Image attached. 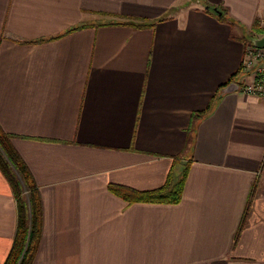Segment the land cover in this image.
<instances>
[{"label": "crops", "instance_id": "crops-1", "mask_svg": "<svg viewBox=\"0 0 264 264\" xmlns=\"http://www.w3.org/2000/svg\"><path fill=\"white\" fill-rule=\"evenodd\" d=\"M263 28L264 0H0V128L42 203L32 264H264V98L221 93ZM176 158L178 203L109 188H159ZM17 222L0 169V264Z\"/></svg>", "mask_w": 264, "mask_h": 264}, {"label": "trees", "instance_id": "trees-1", "mask_svg": "<svg viewBox=\"0 0 264 264\" xmlns=\"http://www.w3.org/2000/svg\"><path fill=\"white\" fill-rule=\"evenodd\" d=\"M207 10L217 14L221 19L226 17L227 12L223 7L209 5ZM219 10L220 12H218ZM129 22L134 23L135 21ZM138 24L145 25L146 23ZM253 28L257 30L258 25ZM260 32L264 35V28ZM232 80L233 78H230L223 86ZM218 97L219 92L212 98L206 110L193 114V117L200 118L206 115ZM176 166L177 158L174 160L164 184L156 189L136 190L116 184H109V188L130 203L134 201L178 203L183 196L188 166L185 164L179 173H176ZM0 169L12 187L18 211L16 236L5 264H32L42 230V203L39 189L29 168L12 145L10 136L1 128Z\"/></svg>", "mask_w": 264, "mask_h": 264}, {"label": "built area", "instance_id": "built-area-1", "mask_svg": "<svg viewBox=\"0 0 264 264\" xmlns=\"http://www.w3.org/2000/svg\"><path fill=\"white\" fill-rule=\"evenodd\" d=\"M242 66L243 70L251 72L252 76L241 82L239 89L246 94L264 98V48L257 47L249 41Z\"/></svg>", "mask_w": 264, "mask_h": 264}, {"label": "water", "instance_id": "water-1", "mask_svg": "<svg viewBox=\"0 0 264 264\" xmlns=\"http://www.w3.org/2000/svg\"><path fill=\"white\" fill-rule=\"evenodd\" d=\"M207 8L209 7L208 5L206 6ZM220 12V10L218 11ZM251 41L253 44L257 47L264 48V35L262 36H254L252 37ZM240 88V84L237 83L236 81H230L227 85H225L221 89V93L227 92V91H232V90H237Z\"/></svg>", "mask_w": 264, "mask_h": 264}, {"label": "rangeland", "instance_id": "rangeland-1", "mask_svg": "<svg viewBox=\"0 0 264 264\" xmlns=\"http://www.w3.org/2000/svg\"><path fill=\"white\" fill-rule=\"evenodd\" d=\"M262 36V35H261ZM254 37V36H253ZM249 41H251V40H248V41H246L247 43H249Z\"/></svg>", "mask_w": 264, "mask_h": 264}]
</instances>
